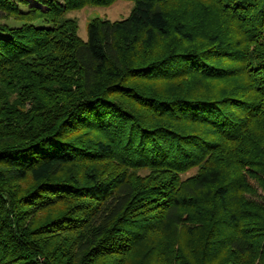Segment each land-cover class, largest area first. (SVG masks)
<instances>
[{"label": "trees", "instance_id": "trees-1", "mask_svg": "<svg viewBox=\"0 0 264 264\" xmlns=\"http://www.w3.org/2000/svg\"><path fill=\"white\" fill-rule=\"evenodd\" d=\"M35 1L0 0V264H114L196 230L219 264H264V0H129L86 40L67 13L116 0Z\"/></svg>", "mask_w": 264, "mask_h": 264}, {"label": "rangeland", "instance_id": "rangeland-1", "mask_svg": "<svg viewBox=\"0 0 264 264\" xmlns=\"http://www.w3.org/2000/svg\"><path fill=\"white\" fill-rule=\"evenodd\" d=\"M199 1L200 0H171L164 4V9L171 13L175 7L184 4L193 6ZM28 2L33 5H39V3L35 0H28ZM132 4L133 3L129 0H116L111 5L108 6L86 5L82 8L69 11L67 13V16L73 17L77 20L78 23L77 33L83 40H86L87 23L91 18L100 17L109 20L124 18L129 14ZM41 8L45 9V7H41ZM208 16L214 18L212 12H210V14L208 13ZM190 18L194 20L195 16H190ZM7 19L10 22L19 21L15 19H9V18ZM206 21L211 23L212 19L211 20L207 19ZM200 24L201 23H197V30H196V34H198L197 35L198 41H201L205 38V33L212 31L210 30L211 27H205L202 24L201 25ZM205 25L209 26L210 24H205ZM136 82L139 88H144V89L151 88L152 90L150 89V91L152 92L153 91L166 92L168 89L165 83L159 81L149 82L147 79H142ZM206 86L208 85L206 84ZM99 165L102 166V164L98 163V166ZM194 171L195 170L193 169L189 171L187 174L193 173ZM252 182L254 183L253 180ZM258 185L259 184L256 185L258 190L257 193L259 195H262V191L259 187L260 185L259 186ZM28 186H29L28 181H24V182L18 181L15 184L14 191L17 194H22L24 191H26V189H28ZM10 187L12 188L13 184H10ZM69 199L70 200L65 203L58 202L52 207H48L46 209V212L48 211L53 213L57 209L63 207H70L75 204L77 205L78 203H82L84 201L81 198H69ZM159 200L160 198L157 201ZM38 211H43V210L40 209ZM229 227L230 226H228L224 230H221L220 233L223 235L230 234ZM163 236L164 235L160 237L163 243H161V245L156 246L154 250L148 251L149 246H151L150 243L140 244L137 247H135L130 253H128L125 257L122 256L114 257L112 259L114 260V264H219V262L222 261V259H224L225 256H227V254L230 253L229 251L231 249L225 241L217 242L215 245H212L210 242L207 241L206 244L205 243L206 239L209 238L211 239V236H207L206 233L196 230L193 233H187L185 231L179 232L178 237H175L173 241L176 249L178 248L177 251L174 253H168V251L166 250L167 246L166 243L164 242ZM160 250L165 252L159 253Z\"/></svg>", "mask_w": 264, "mask_h": 264}]
</instances>
